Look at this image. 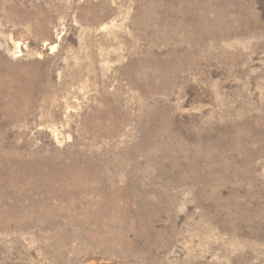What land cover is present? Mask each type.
Returning a JSON list of instances; mask_svg holds the SVG:
<instances>
[{
	"label": "rangeland",
	"instance_id": "rangeland-1",
	"mask_svg": "<svg viewBox=\"0 0 264 264\" xmlns=\"http://www.w3.org/2000/svg\"><path fill=\"white\" fill-rule=\"evenodd\" d=\"M0 264H264V0H0Z\"/></svg>",
	"mask_w": 264,
	"mask_h": 264
}]
</instances>
